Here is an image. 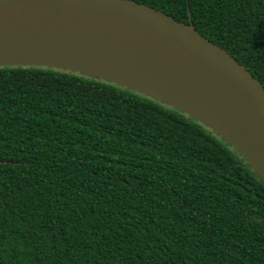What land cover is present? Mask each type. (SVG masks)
Returning <instances> with one entry per match:
<instances>
[{
	"label": "trees",
	"instance_id": "obj_1",
	"mask_svg": "<svg viewBox=\"0 0 264 264\" xmlns=\"http://www.w3.org/2000/svg\"><path fill=\"white\" fill-rule=\"evenodd\" d=\"M264 87V0H134ZM0 264H264V184L211 129L125 87L0 67Z\"/></svg>",
	"mask_w": 264,
	"mask_h": 264
},
{
	"label": "water",
	"instance_id": "obj_2",
	"mask_svg": "<svg viewBox=\"0 0 264 264\" xmlns=\"http://www.w3.org/2000/svg\"><path fill=\"white\" fill-rule=\"evenodd\" d=\"M10 66L78 73L170 106L264 184V87L191 23L134 0H0V67Z\"/></svg>",
	"mask_w": 264,
	"mask_h": 264
},
{
	"label": "bare ground",
	"instance_id": "obj_3",
	"mask_svg": "<svg viewBox=\"0 0 264 264\" xmlns=\"http://www.w3.org/2000/svg\"><path fill=\"white\" fill-rule=\"evenodd\" d=\"M161 83H162V81H161ZM162 88L163 89H167V86L164 84V83H162ZM171 89V88H170Z\"/></svg>",
	"mask_w": 264,
	"mask_h": 264
}]
</instances>
